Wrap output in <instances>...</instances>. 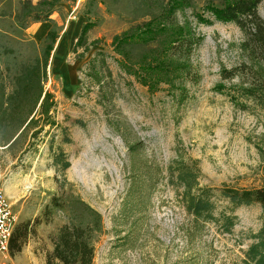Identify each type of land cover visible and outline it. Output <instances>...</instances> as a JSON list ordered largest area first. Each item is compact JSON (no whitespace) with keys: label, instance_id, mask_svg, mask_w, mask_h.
Here are the masks:
<instances>
[{"label":"rangeland","instance_id":"obj_1","mask_svg":"<svg viewBox=\"0 0 264 264\" xmlns=\"http://www.w3.org/2000/svg\"><path fill=\"white\" fill-rule=\"evenodd\" d=\"M25 1L0 0V188L16 225L31 228L10 264H46L58 227L91 217L81 202L101 217L92 264H252L245 250L257 240L261 204L233 205L220 193L264 184V107L245 96L248 107L236 105L225 87L238 77L220 74L260 66L244 46L248 30L205 10L222 0H185L176 16L201 37L200 77L179 100L167 83L151 91L127 73L112 40L181 0H51L39 21ZM257 15L264 22V0ZM51 28L58 37L39 87L25 72ZM176 162L196 168L194 191L211 188L216 219L186 209L169 168ZM221 212L235 215L229 230Z\"/></svg>","mask_w":264,"mask_h":264},{"label":"trees","instance_id":"obj_2","mask_svg":"<svg viewBox=\"0 0 264 264\" xmlns=\"http://www.w3.org/2000/svg\"><path fill=\"white\" fill-rule=\"evenodd\" d=\"M262 1L222 0L219 6L211 4L205 6V10L215 20L235 22L241 28L248 30L244 46L260 63V66H254L241 62L230 68L220 69L222 78L238 77L236 83L225 87V92L242 108L248 107V104L240 100L242 96L251 98L255 104L264 107V22L257 15V7ZM184 2L185 0H181L174 5L173 1H168L158 14L116 34L112 40L113 50L119 56L118 62L127 73L133 74L151 91L156 90L160 83H167L173 97L179 100H183L188 95L187 83L197 82L200 77L193 57L201 37L196 33L191 21L185 19L180 22L176 16V12L186 6ZM47 3L49 4L46 5ZM53 3L51 0H39L36 4H32L26 0L23 9L32 21L48 20ZM197 18L207 21L201 15ZM91 26L92 22L84 24L75 48L85 42V33ZM57 37L54 28L48 30L44 38L42 57L36 58L25 72L29 79L37 82L39 87L42 78L46 75L48 59ZM44 97H47V93ZM179 163L176 162L175 166L172 164L169 168L175 174L176 184H182L184 187L182 199L186 209L196 216L216 219L212 213L215 204L211 198V188L194 191L198 183L196 168ZM67 165L68 161L63 162L64 167ZM220 193L233 205L252 202L261 204L262 224L254 234L257 240L245 250V259L252 264H264V184L239 189L223 186ZM81 205L90 212L91 217L77 223H63L58 227L52 237V249L46 254V264H92L94 241L102 228L101 217L90 206L83 202ZM219 216L224 230H229L235 222V215L221 212ZM30 231L29 221L15 225L9 241L10 254L21 250Z\"/></svg>","mask_w":264,"mask_h":264},{"label":"built area","instance_id":"obj_3","mask_svg":"<svg viewBox=\"0 0 264 264\" xmlns=\"http://www.w3.org/2000/svg\"><path fill=\"white\" fill-rule=\"evenodd\" d=\"M17 224V213L0 188V264H10L9 241Z\"/></svg>","mask_w":264,"mask_h":264}]
</instances>
